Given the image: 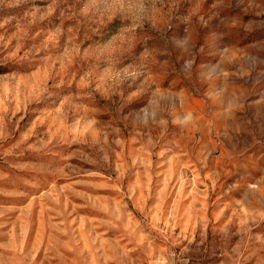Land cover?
<instances>
[{
    "label": "rangeland",
    "instance_id": "obj_1",
    "mask_svg": "<svg viewBox=\"0 0 264 264\" xmlns=\"http://www.w3.org/2000/svg\"><path fill=\"white\" fill-rule=\"evenodd\" d=\"M0 264H264V0H0Z\"/></svg>",
    "mask_w": 264,
    "mask_h": 264
}]
</instances>
